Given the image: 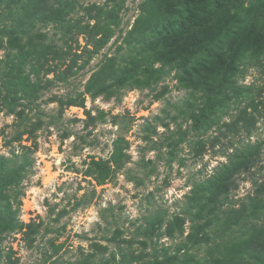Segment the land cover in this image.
I'll return each mask as SVG.
<instances>
[{
    "label": "rangeland",
    "instance_id": "374dc122",
    "mask_svg": "<svg viewBox=\"0 0 264 264\" xmlns=\"http://www.w3.org/2000/svg\"><path fill=\"white\" fill-rule=\"evenodd\" d=\"M71 1V23L86 6L114 4ZM123 1L119 25L98 54H82L83 36L71 43L81 56L65 79L66 63L42 48L65 50L63 27L38 25L18 41L0 34V205L9 202L23 224L38 225L31 246L21 232L3 238L0 264L9 251L17 264H119L125 256L204 264L209 252L234 245L244 255L252 224L264 227V214L246 209L264 183V117L250 134L227 129L240 111L263 108L264 52L257 51L264 49V27L258 23L242 45L234 34L246 29L255 0H164L177 19L142 47L128 46L127 38L150 5ZM211 45L216 56L201 71L197 62ZM26 51H40L41 61L57 69L35 73L28 56L24 83L13 85ZM109 64L113 77L97 92L89 80ZM212 178L210 198L200 187ZM234 210L239 217H231ZM176 217L181 227L169 233ZM223 221L229 223L219 228Z\"/></svg>",
    "mask_w": 264,
    "mask_h": 264
},
{
    "label": "trees",
    "instance_id": "16d2710c",
    "mask_svg": "<svg viewBox=\"0 0 264 264\" xmlns=\"http://www.w3.org/2000/svg\"><path fill=\"white\" fill-rule=\"evenodd\" d=\"M111 1H113L114 4L110 7H103L96 4L86 6L83 8V15L80 18H76L71 23L70 20H67L66 18L73 8L71 0H0V34H4L9 38H15L13 40L18 41L22 36L28 37L38 25L40 26L51 23L63 27V37L66 39L65 42L67 44L69 43L66 49L63 50L61 47H57L56 50H52L50 45H45L42 48L47 50L45 51L44 56L46 52H48L54 55V57L51 58L52 61H57L60 65L66 63L65 68L60 73L61 79H65V77L70 76L73 69L76 68V58L81 56V54L74 52L72 44L76 43L75 39L78 36H83L85 39L82 54L85 53L88 56L96 55L107 44L112 36L113 30L119 25V12L124 7V1ZM221 1L227 5L224 0ZM147 3L150 5V8L145 10V15H141L136 20L128 34V46L139 45L142 47L149 45L153 40L149 38L150 35L164 32V30L158 29L169 26L170 23L177 19L175 12L167 11L164 0H147ZM247 11L251 18L246 25V29L234 33L236 35L235 42L238 45L247 42L246 37L252 33V30H257L256 27H258V23L262 22L261 28L264 27V0H255V5L251 4ZM154 14H156V18L153 17L152 19L147 20L148 17H152ZM29 42L32 43V38L29 39ZM30 46L34 50V45ZM216 49L217 47L214 49L213 45H211L203 50L200 59L197 62L201 71L209 69L213 61V55L217 52ZM263 52L264 49L257 51V53ZM28 56H33L31 70L35 73H38L39 68L43 69L46 74L52 73L57 69L56 67L51 66L46 58L41 61L44 57H42L40 51L35 54L29 51L23 52L20 56V61L22 62L17 66V72L14 75L15 78L19 79L15 80L13 85L24 83L21 81L22 78L20 72L22 65L26 63L25 61ZM228 56H230V54ZM219 57L220 59L221 57L223 58V54ZM227 67L232 71H235L236 69L235 64L233 65V63L228 64ZM100 70L101 72L93 74L89 80V85H96L97 92L104 91L107 88V82L113 77V64L103 66ZM221 78H224V76ZM221 84V82L218 84V88ZM34 86L35 85L31 87ZM258 91V93L261 94V88H259ZM259 94L257 97L260 96ZM258 103H261L263 107L262 109L259 110L257 108L258 105H255L249 112L246 110L240 111L231 123L227 125L228 131L231 133L233 132V134L240 132L246 134L252 133L255 129L257 119L264 117V102L258 101ZM239 124L241 125V128L238 127ZM112 156L114 164L119 167L118 153L114 152ZM240 159L241 163L245 165L251 160L250 156L245 153ZM208 181L205 183V186L204 184L201 185L200 191H209L210 198H213V178ZM1 194L2 190L0 188V201H2ZM246 209L249 215L253 214L259 217L264 214V183L260 185L254 195L249 198ZM17 213V208H13L9 202L3 206L0 205V243L6 235L13 232H21L24 240L29 246H31L33 242H35L38 225L33 223L23 224L18 219ZM230 215L231 217L237 218L240 215V210H234L230 212ZM227 223L229 222L223 221L218 227H223ZM175 226L176 228L178 227V229L181 227V223H179V218L177 217L174 218L173 222L169 225V233L173 231ZM254 227V224H252L251 229L253 231L248 234V238L245 240L247 245L246 247H243V251H245L244 255L237 254L234 245L229 249H220L216 256L213 255V252H209L208 259L204 264H233L239 259L246 260L247 263L264 264V227L261 230ZM94 247L97 251L103 249L99 246ZM10 254H12L11 251H9V254L6 256V264H17L18 259L12 260ZM93 256L94 255L92 254L90 258H93ZM131 260L135 261L136 264H151L137 256H125L120 258L118 262L119 264H130ZM169 261L172 264L175 263V260H173V262L172 260H168V263ZM90 262L91 259H86L79 264H90Z\"/></svg>",
    "mask_w": 264,
    "mask_h": 264
}]
</instances>
